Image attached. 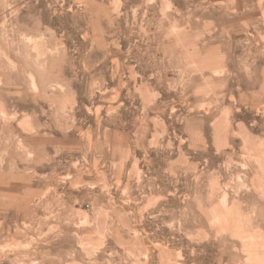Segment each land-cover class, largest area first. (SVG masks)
Wrapping results in <instances>:
<instances>
[{
	"label": "clouds",
	"instance_id": "clouds-1",
	"mask_svg": "<svg viewBox=\"0 0 264 264\" xmlns=\"http://www.w3.org/2000/svg\"><path fill=\"white\" fill-rule=\"evenodd\" d=\"M0 264H264V0H0Z\"/></svg>",
	"mask_w": 264,
	"mask_h": 264
}]
</instances>
